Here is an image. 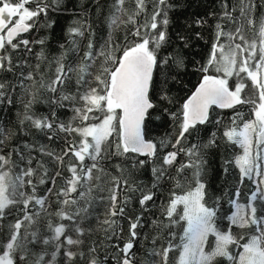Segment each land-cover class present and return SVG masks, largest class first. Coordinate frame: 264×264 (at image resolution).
Returning a JSON list of instances; mask_svg holds the SVG:
<instances>
[{"label": "snow or ice", "instance_id": "snow-or-ice-1", "mask_svg": "<svg viewBox=\"0 0 264 264\" xmlns=\"http://www.w3.org/2000/svg\"><path fill=\"white\" fill-rule=\"evenodd\" d=\"M216 3L196 61L180 0H86L58 54L27 37L65 0H0V264H264V0Z\"/></svg>", "mask_w": 264, "mask_h": 264}, {"label": "trees", "instance_id": "trees-1", "mask_svg": "<svg viewBox=\"0 0 264 264\" xmlns=\"http://www.w3.org/2000/svg\"><path fill=\"white\" fill-rule=\"evenodd\" d=\"M86 0H65V3L68 5L70 11L67 12H50L49 16L47 17V21H54L51 28H44L40 27L36 31L32 32L30 36L36 37V38H44L47 37V43H48V51L51 54H58V46L60 43H64L67 39V29L73 25V21L78 18L76 13L80 11L79 7H76L82 3H85ZM217 8L216 0H180V5L177 11L179 12V15L173 17V26L171 28L172 32H175L180 29H184L187 27V25H192L191 31L194 34L195 31H201L202 35L204 36V39L201 41H198L195 43V48L192 50V53L190 54L189 58L199 61L201 60L202 56H206L208 51V44L205 43L209 39V31L208 28L211 26L212 23H214L211 19V17L208 16V13L213 11ZM205 17L209 21V25L206 26L204 29H198L194 25L193 21L198 17ZM90 21L94 24V26L97 29H100V21L102 20V17H99L95 14V9H92L90 17ZM46 22L45 18H41V24H44ZM102 35L103 33H99ZM87 43V34L85 38L81 39V46ZM40 48L37 46L35 48V51H39ZM198 53V54H197ZM32 63H35L33 60ZM189 69H191V65H189ZM198 73L194 74L191 70L189 72L180 77L181 83L172 85V92L171 95L176 97L178 101L182 102V98H186L187 95H190L191 91L194 90V85L198 81ZM178 107V104L174 102L172 105V110H175V108ZM36 110L38 112H47V105L40 104L37 106ZM18 111H22L19 104H17L14 108L10 109L5 115H6V124L7 121L10 120L11 124H8L7 126L12 127V130L16 132V134L20 137H23V139L27 140L28 142H32L33 135L29 133L28 135H25V131H21L20 127L17 125V116L16 113ZM245 113L248 112L247 108L242 109ZM222 115L230 116L231 110H225ZM227 123V121H225ZM213 131L215 129H212ZM177 129L174 127L173 123L170 120L165 121H155V124L151 128L150 132V138L153 139H160L164 137L172 138L176 134ZM36 138L41 139V142L46 143L47 141L43 140V138L40 136V134H36ZM54 146V145H53ZM220 160L219 157L213 158V167H217ZM136 179L143 183H149V177L148 175L143 174H137ZM246 187H243V191H247V188H251L252 185L250 182H245ZM245 200L242 198L241 203H244ZM231 206L225 204L224 205V211L229 209ZM232 211L235 209L232 208ZM221 229H226L227 222L222 221L219 225ZM58 257V261H59ZM227 264V262H225Z\"/></svg>", "mask_w": 264, "mask_h": 264}]
</instances>
